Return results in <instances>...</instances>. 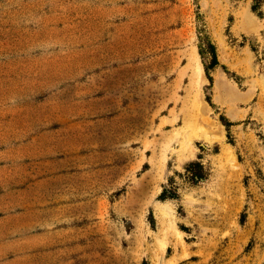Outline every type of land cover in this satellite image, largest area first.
Wrapping results in <instances>:
<instances>
[{
    "label": "rangeland",
    "instance_id": "374dc122",
    "mask_svg": "<svg viewBox=\"0 0 264 264\" xmlns=\"http://www.w3.org/2000/svg\"><path fill=\"white\" fill-rule=\"evenodd\" d=\"M253 1L0 0V264H264Z\"/></svg>",
    "mask_w": 264,
    "mask_h": 264
},
{
    "label": "trees",
    "instance_id": "16d2710c",
    "mask_svg": "<svg viewBox=\"0 0 264 264\" xmlns=\"http://www.w3.org/2000/svg\"><path fill=\"white\" fill-rule=\"evenodd\" d=\"M263 7H264V0H254L251 9L254 13L257 14V16L263 18L264 16ZM199 34H200L199 53L203 61L205 63L208 62L206 64V71L209 73V70L214 69L219 65L217 47L205 27H202L200 29ZM208 78L210 81H212V77L210 76V74L208 75ZM223 124L228 132L229 143L231 145H234L230 134V128L231 126H233V124L228 121H224ZM184 169H185L184 178L188 183L194 186L198 185V183L204 181L209 176L208 170L200 161H191L185 165ZM179 198H180V194L178 192L176 181L175 179L170 178L169 185L164 187V189L162 190L159 196V199L161 201H169V200H176Z\"/></svg>",
    "mask_w": 264,
    "mask_h": 264
},
{
    "label": "bare ground",
    "instance_id": "6f19581e",
    "mask_svg": "<svg viewBox=\"0 0 264 264\" xmlns=\"http://www.w3.org/2000/svg\"><path fill=\"white\" fill-rule=\"evenodd\" d=\"M201 71L203 72V70H202V67H201ZM220 88H222V86L219 84V86H218V89H220ZM201 113V112H200ZM201 115V118H203L204 117V115H203V113L202 114H200ZM223 130V129H222ZM224 132V131H223Z\"/></svg>",
    "mask_w": 264,
    "mask_h": 264
}]
</instances>
